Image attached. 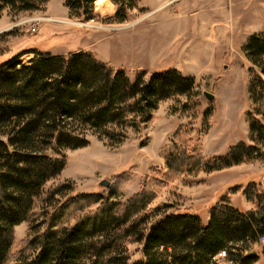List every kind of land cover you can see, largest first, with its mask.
Returning a JSON list of instances; mask_svg holds the SVG:
<instances>
[{"label":"rangeland","instance_id":"1","mask_svg":"<svg viewBox=\"0 0 264 264\" xmlns=\"http://www.w3.org/2000/svg\"><path fill=\"white\" fill-rule=\"evenodd\" d=\"M129 1H96L89 19L75 16L78 12L70 11L66 0H41L31 11H19V4L1 10L0 63L18 56L17 69L28 66L33 48L62 56L83 51L123 71L130 83L140 75L147 83L152 74L168 70L193 80L191 91L160 101L143 128L124 127L120 142L85 131L86 147L61 151L65 169L45 182L34 198L32 218L13 229L10 263L32 258L33 252L25 248L28 240L45 230V220L55 207L78 194H98L124 204L147 181L155 191L148 209L192 214L206 226L210 209L221 200L247 212L255 209V202L244 194L247 186L255 184L264 191V157L188 176L166 175L164 161L173 143L196 147L206 158L223 156L239 143L254 144L247 114L264 116L256 112L249 89L252 80L264 76L243 48L251 35L264 33V0H247L233 8L229 0H213L212 8L206 9L197 7L201 0H133L127 7ZM118 7L123 8V22L115 18ZM102 180L110 182L109 188L99 186ZM62 185L66 188L61 194L50 196ZM84 213L72 211L63 227ZM119 246L129 254L127 264L143 259L142 244ZM251 249L259 257L256 264H264L261 244ZM216 260L226 263L224 258Z\"/></svg>","mask_w":264,"mask_h":264},{"label":"trees","instance_id":"2","mask_svg":"<svg viewBox=\"0 0 264 264\" xmlns=\"http://www.w3.org/2000/svg\"><path fill=\"white\" fill-rule=\"evenodd\" d=\"M96 1L66 0L65 5L78 12L75 16L89 19ZM40 2L0 0V16L6 6L19 4V11H31ZM115 18L125 20L123 8H117ZM243 51L264 76V33L251 35ZM28 53L34 54L28 66L17 69L18 56L0 63V264H127L129 254L119 251L122 243L142 244L143 259L132 264H220L216 259L221 252L225 264L258 262L251 246L264 236V191L257 185L244 191L255 202L254 210L241 212L221 200L203 226L192 214L148 209L155 191L146 181L124 204L89 193L66 199L48 214L45 230L28 240L25 248L33 252L32 258L10 263L13 229L32 218L34 198L65 169L61 151L86 147L85 131L120 142L124 127L140 130L160 101L193 88V80L176 70L154 73L147 83L140 75L130 83L123 71L88 52L62 56L33 48ZM249 93L256 112L264 116L260 75L251 81ZM247 122L254 144H236L223 156L206 158L196 147L173 143L164 154L166 175L211 173L262 159L264 119L248 113ZM65 186L50 196L61 194ZM72 211L86 213L63 227Z\"/></svg>","mask_w":264,"mask_h":264},{"label":"crops","instance_id":"3","mask_svg":"<svg viewBox=\"0 0 264 264\" xmlns=\"http://www.w3.org/2000/svg\"><path fill=\"white\" fill-rule=\"evenodd\" d=\"M98 1H102V0H98ZM213 0H201L197 7L201 8V9H206V8H212L213 6V3H212ZM247 0H229V1H226L230 8H233V7H238V5H242L244 2H246ZM245 4V3H244ZM190 11V9H189ZM259 32V31H258ZM261 32V31H260Z\"/></svg>","mask_w":264,"mask_h":264},{"label":"water","instance_id":"4","mask_svg":"<svg viewBox=\"0 0 264 264\" xmlns=\"http://www.w3.org/2000/svg\"><path fill=\"white\" fill-rule=\"evenodd\" d=\"M204 96L209 100H211L213 98V95H211L209 93H204ZM99 186L104 187V188H108L110 186V182L107 180H102V181H100ZM263 249H264V246H263Z\"/></svg>","mask_w":264,"mask_h":264},{"label":"built area","instance_id":"5","mask_svg":"<svg viewBox=\"0 0 264 264\" xmlns=\"http://www.w3.org/2000/svg\"><path fill=\"white\" fill-rule=\"evenodd\" d=\"M32 30L35 31L36 28L35 26H32ZM259 243L263 246L264 245V236L260 238ZM218 257L220 258H224L225 257V253L221 252L220 254H218Z\"/></svg>","mask_w":264,"mask_h":264}]
</instances>
